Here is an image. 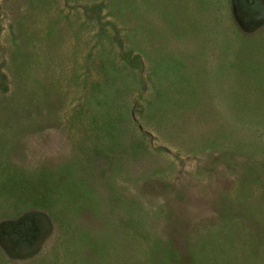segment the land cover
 Segmentation results:
<instances>
[{
  "label": "rangeland",
  "instance_id": "rangeland-1",
  "mask_svg": "<svg viewBox=\"0 0 264 264\" xmlns=\"http://www.w3.org/2000/svg\"><path fill=\"white\" fill-rule=\"evenodd\" d=\"M0 264H264V0H0Z\"/></svg>",
  "mask_w": 264,
  "mask_h": 264
}]
</instances>
